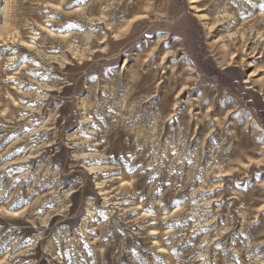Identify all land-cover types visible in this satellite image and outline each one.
Here are the masks:
<instances>
[{
    "label": "rangeland",
    "instance_id": "1",
    "mask_svg": "<svg viewBox=\"0 0 264 264\" xmlns=\"http://www.w3.org/2000/svg\"><path fill=\"white\" fill-rule=\"evenodd\" d=\"M0 0V264H264V0Z\"/></svg>",
    "mask_w": 264,
    "mask_h": 264
},
{
    "label": "snow or ice",
    "instance_id": "2",
    "mask_svg": "<svg viewBox=\"0 0 264 264\" xmlns=\"http://www.w3.org/2000/svg\"><path fill=\"white\" fill-rule=\"evenodd\" d=\"M83 3H85V0H74V3H73V4H69V5H67L66 7H68V8H72V7L75 6V4H83ZM260 7H261L262 9H264V5H260Z\"/></svg>",
    "mask_w": 264,
    "mask_h": 264
}]
</instances>
